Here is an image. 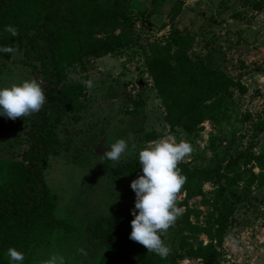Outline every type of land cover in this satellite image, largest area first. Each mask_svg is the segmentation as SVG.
Segmentation results:
<instances>
[{"label": "rangeland", "instance_id": "obj_1", "mask_svg": "<svg viewBox=\"0 0 264 264\" xmlns=\"http://www.w3.org/2000/svg\"><path fill=\"white\" fill-rule=\"evenodd\" d=\"M260 2L263 7L258 9ZM176 3L182 9L173 16ZM130 4L136 43L102 57L87 56L64 71L59 88L81 85L76 89L79 106L55 116L56 125L49 132L53 152L43 176L57 200L55 216L67 222V240L58 238L55 247L28 264H42L55 251L65 257L66 264H105V244L92 237L91 228L109 214L124 208L130 212V184L136 179L139 151L167 136L192 146L182 162L220 168L217 180L241 192L222 238L213 240L222 254L219 264H264V169L249 163L259 177L246 188L243 183L232 187L231 176L224 174L230 161L238 160L244 166L247 154L264 152V0H163L154 14L151 0H132ZM173 27L196 36L189 48L191 57L209 54L207 61L213 67L239 82L232 87L222 124L205 121L200 130L189 133L182 127L171 129L166 122V109L145 70L152 44L167 38ZM44 77L39 61L28 59L23 52L10 59L0 57V87L25 79H36L43 86ZM88 80L93 82L90 89L84 84ZM131 83L136 84L134 92L129 89ZM34 119V114L15 120L4 116L0 157L21 159L31 144L28 130ZM118 139L126 140L129 150L119 161L104 160L106 146ZM215 188V182H205L198 196L188 198L185 191L178 194L182 216H187L181 223L177 219L162 235L171 248L169 264H206L191 256L190 250L212 238L196 227L190 231L187 224L190 221L202 229L209 225ZM219 228L214 224L213 231ZM175 230L179 232L173 237ZM182 240L185 245L179 247ZM79 248L88 255L79 254Z\"/></svg>", "mask_w": 264, "mask_h": 264}, {"label": "trees", "instance_id": "obj_2", "mask_svg": "<svg viewBox=\"0 0 264 264\" xmlns=\"http://www.w3.org/2000/svg\"><path fill=\"white\" fill-rule=\"evenodd\" d=\"M131 1L0 0V47H13L28 59L39 61L46 82L42 86L46 103L40 112L34 113L35 119L28 130L30 147L24 150L21 159L0 157V264H10L6 255L9 247L22 251L25 254L23 264H28L42 252L55 247L58 238L67 240V222L55 216L57 200L46 184L43 171L53 152L49 132L56 125L54 118L59 112L79 106L76 89L82 86L75 84L63 89L59 86L68 66L82 62L87 56L102 57L136 43L134 20L130 16ZM162 2L151 0L152 14L160 11ZM256 7L260 9L263 3H257ZM181 9L179 4H174L172 15H177ZM61 16L64 19L60 21ZM6 25L16 27L18 34L13 37L6 32ZM195 37L190 31L173 27L167 38L152 44L145 70L151 75L163 102L165 120L170 128L182 127L189 133L200 130L205 121L214 124L225 122L227 100L233 95L232 87L239 85L226 71L213 67L207 61L210 60L209 54L197 58L190 56L189 48ZM13 54L0 52V57L10 59ZM3 125L4 116L0 115V132ZM246 156L248 162L244 166L238 165V160L225 166L224 174L231 176L232 187L243 183V188H246L257 181L259 175L254 171V164L264 169V152ZM249 163L254 164L248 166ZM178 167L187 178L181 191H185L188 198L202 194L205 182H215L209 225L202 229L189 221L187 229L193 231L196 227L212 238L207 244L192 246L190 255L201 258L206 264H219L222 254L213 240L222 238L226 222L242 197L241 192L217 180L220 168L212 165L191 167L184 162H180ZM135 170L136 178L143 174L140 164L135 166ZM129 193L133 199L130 212L124 208L126 210L109 214L91 228L92 237L105 244L103 261L105 264H119L120 261L169 264V257L161 259L129 239L134 218L131 210L135 204L134 191L131 189ZM186 216L181 215L177 223ZM214 224L220 228L213 231ZM178 232L175 230L172 236L176 237ZM184 245L182 240L179 247Z\"/></svg>", "mask_w": 264, "mask_h": 264}, {"label": "clouds", "instance_id": "obj_3", "mask_svg": "<svg viewBox=\"0 0 264 264\" xmlns=\"http://www.w3.org/2000/svg\"><path fill=\"white\" fill-rule=\"evenodd\" d=\"M5 31L13 37L18 34L13 25H6ZM0 52L16 53L18 49L4 46L0 47ZM84 84L89 89L93 87L91 80L84 81ZM45 103V93L36 79H25L0 87V115L6 118L15 120L31 116L40 112ZM128 150L127 141L118 139L106 146L102 157L116 162ZM192 151L190 143L183 140L177 142L172 136L149 142L139 151L138 161L143 174L130 184L135 193V204L131 210L134 218L131 220L129 239L161 259H166L171 254V248L165 244L162 235L183 214L182 208L178 206V194L187 178L181 174L178 165ZM77 251L88 255L83 248ZM6 255L10 264H23L25 260V254L15 247H9ZM42 264H66V261L63 255L53 253Z\"/></svg>", "mask_w": 264, "mask_h": 264}, {"label": "built area", "instance_id": "obj_4", "mask_svg": "<svg viewBox=\"0 0 264 264\" xmlns=\"http://www.w3.org/2000/svg\"><path fill=\"white\" fill-rule=\"evenodd\" d=\"M135 86H136L135 83H131V84L129 85V89H130V91H132V92L136 91V90H134V87H135Z\"/></svg>", "mask_w": 264, "mask_h": 264}]
</instances>
